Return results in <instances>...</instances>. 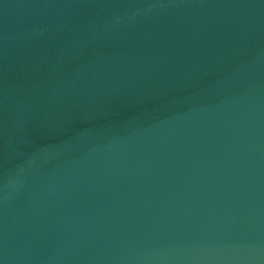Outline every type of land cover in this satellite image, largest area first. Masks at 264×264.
<instances>
[{
	"label": "water",
	"instance_id": "water-1",
	"mask_svg": "<svg viewBox=\"0 0 264 264\" xmlns=\"http://www.w3.org/2000/svg\"><path fill=\"white\" fill-rule=\"evenodd\" d=\"M0 264H264V0H0Z\"/></svg>",
	"mask_w": 264,
	"mask_h": 264
}]
</instances>
